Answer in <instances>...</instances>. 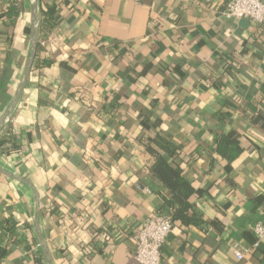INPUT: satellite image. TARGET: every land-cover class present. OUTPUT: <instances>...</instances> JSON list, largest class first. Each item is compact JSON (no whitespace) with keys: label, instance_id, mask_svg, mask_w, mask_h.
Wrapping results in <instances>:
<instances>
[{"label":"crops","instance_id":"1","mask_svg":"<svg viewBox=\"0 0 264 264\" xmlns=\"http://www.w3.org/2000/svg\"><path fill=\"white\" fill-rule=\"evenodd\" d=\"M17 1L29 28L31 0ZM227 1L45 0L50 63L2 124L30 42L0 12V264H139L135 230L165 210L142 143L157 131L202 219H175L162 264H264V238L233 252L264 226V30L225 19ZM223 134L241 148L229 163Z\"/></svg>","mask_w":264,"mask_h":264},{"label":"trees","instance_id":"2","mask_svg":"<svg viewBox=\"0 0 264 264\" xmlns=\"http://www.w3.org/2000/svg\"><path fill=\"white\" fill-rule=\"evenodd\" d=\"M38 4L39 34L37 52L31 69L50 63V61L41 60L38 57V49L42 38L46 37L55 25L54 6L46 4L45 0H38ZM0 12L16 26V32L29 34L28 27L22 21L21 8L17 0H0ZM262 87L264 90V83ZM215 142V153L228 163L232 162L241 152L239 144L224 134L220 135ZM142 143L151 159L150 171L161 183L158 194L164 201L165 210L171 211L174 223L175 219H178L186 225H200L202 219L194 213L189 214L190 204L188 199L193 194L194 188L181 172L176 170L170 163L172 157L177 153L178 146L159 131L150 137L143 138ZM256 248L262 249L260 244ZM262 251L264 253V249Z\"/></svg>","mask_w":264,"mask_h":264},{"label":"built area","instance_id":"3","mask_svg":"<svg viewBox=\"0 0 264 264\" xmlns=\"http://www.w3.org/2000/svg\"><path fill=\"white\" fill-rule=\"evenodd\" d=\"M226 19H248L264 30V1L263 0H228L225 10L222 12ZM43 45V42L40 41ZM79 100L86 106L91 105V101L86 99L83 94L79 95ZM174 220L172 213L168 209L160 211L135 230L136 246L133 251V258L139 264H162L160 251L163 244L167 241L173 229ZM254 233L257 240L250 249H242L234 246L233 252L238 260H243L245 254L255 249L264 238V226L256 224Z\"/></svg>","mask_w":264,"mask_h":264},{"label":"water","instance_id":"4","mask_svg":"<svg viewBox=\"0 0 264 264\" xmlns=\"http://www.w3.org/2000/svg\"><path fill=\"white\" fill-rule=\"evenodd\" d=\"M38 0H31V18H30V25L28 28V32H29V42H30V56L29 59L27 61V64L24 68V74L23 77L17 87V93L15 95V97L13 98L12 102L10 103L9 107H8V111L6 113V115L4 116L3 120L1 121V124L8 119V117L11 115V113L13 112V108L14 105L17 102V99L22 91V88L27 80V77L29 75V73L31 72V68H32V64L33 61L35 59V55H36V47H37V43H38V25H39V13H38ZM241 23H245L247 22V19H241L240 20Z\"/></svg>","mask_w":264,"mask_h":264}]
</instances>
